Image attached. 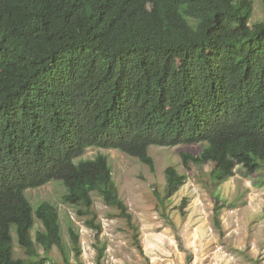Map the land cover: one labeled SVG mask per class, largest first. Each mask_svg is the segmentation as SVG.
<instances>
[{
  "label": "trees",
  "instance_id": "obj_1",
  "mask_svg": "<svg viewBox=\"0 0 264 264\" xmlns=\"http://www.w3.org/2000/svg\"><path fill=\"white\" fill-rule=\"evenodd\" d=\"M253 12V0H0V264H38L39 249L73 264L56 206L35 209L26 194L53 180L83 214L98 192L138 236L108 156L82 158L92 147L154 169L153 145H203L182 156L214 164L221 225L218 186L237 166L264 178V20L251 24ZM166 172L170 197L186 175ZM36 217L45 228L33 237ZM13 230L29 260L14 257Z\"/></svg>",
  "mask_w": 264,
  "mask_h": 264
},
{
  "label": "rangeland",
  "instance_id": "obj_2",
  "mask_svg": "<svg viewBox=\"0 0 264 264\" xmlns=\"http://www.w3.org/2000/svg\"><path fill=\"white\" fill-rule=\"evenodd\" d=\"M253 1L251 24L264 20V0ZM202 148L201 144L153 145L149 152L155 161L154 169L119 149H87L83 159L100 153L108 156L113 178L133 215L138 236L137 229L116 207L107 205L98 192L92 193L91 214H83V206L65 201L67 190L59 180L30 188L26 194L35 209L44 202L56 206L73 264H264L262 173L248 174L237 166L234 175L218 186L216 193L222 204L221 225H218L210 177L214 164L186 165L182 156L185 152L199 155ZM171 166L186 175V179L167 197L166 171ZM71 227L79 235L80 252L73 247ZM44 228V220L36 217L33 237ZM8 245L16 259H30L14 230ZM39 253L41 255L35 258L38 264H50L42 249ZM51 255L63 261L56 247Z\"/></svg>",
  "mask_w": 264,
  "mask_h": 264
}]
</instances>
